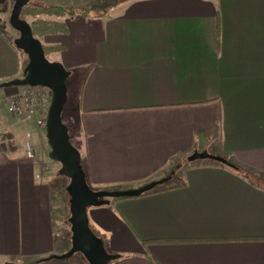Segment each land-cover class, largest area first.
Masks as SVG:
<instances>
[{
  "label": "crops",
  "instance_id": "1",
  "mask_svg": "<svg viewBox=\"0 0 264 264\" xmlns=\"http://www.w3.org/2000/svg\"><path fill=\"white\" fill-rule=\"evenodd\" d=\"M108 6L100 17L54 18L65 29L38 39L70 72L61 119L91 189H136L175 172L179 187L89 211L120 257L111 264H264V0ZM26 62L0 23V84ZM26 133L35 160L25 158ZM43 152L44 130L0 107V264L70 249L62 205L40 175ZM195 152L235 169L188 162ZM74 258L40 264H81Z\"/></svg>",
  "mask_w": 264,
  "mask_h": 264
},
{
  "label": "water",
  "instance_id": "2",
  "mask_svg": "<svg viewBox=\"0 0 264 264\" xmlns=\"http://www.w3.org/2000/svg\"><path fill=\"white\" fill-rule=\"evenodd\" d=\"M30 0H13L8 23L18 37L12 42L15 49L27 58L21 79H13L0 84V89L45 87L52 92V99L46 114L45 139L49 148L48 158L60 165L58 176L68 180L65 192L69 198L67 223L70 229V249L63 255L50 256L44 261H63L80 255L87 264H111L119 259L118 255L108 254L101 238L89 227L88 209L109 206L111 201L140 197L155 188L171 181L174 171L159 181L151 182L136 189L94 191L87 183L86 174L81 165V155L72 146L67 127L61 116L66 104V81L70 72L57 62H50L30 25L21 20L20 13ZM211 160L232 167L224 159L206 152L193 153L188 162ZM13 264V263H5Z\"/></svg>",
  "mask_w": 264,
  "mask_h": 264
},
{
  "label": "trees",
  "instance_id": "3",
  "mask_svg": "<svg viewBox=\"0 0 264 264\" xmlns=\"http://www.w3.org/2000/svg\"><path fill=\"white\" fill-rule=\"evenodd\" d=\"M96 8L99 10L98 14H93V12L96 13ZM109 10L108 2L107 0H72L70 6L68 8H62V7H56V6H50V7H42L40 4H33L30 0L29 3L23 7L20 13L21 20L27 22L32 30L33 36L38 39L41 36H44L45 34H52L55 33L58 29H65L64 24L54 22L53 20L48 19H40V16H46V17H54V18H73L75 16H96L100 17L103 15H106ZM28 18L31 19V22H28ZM53 18V19H54ZM39 40V39H38ZM44 49V48H43ZM45 52V51H44ZM231 169H235L233 166L229 167ZM171 182H168V184L159 186L155 188L154 190L142 195H150L153 193L163 192L167 191L179 186H173L171 185ZM123 200V199H118ZM117 201V200H114ZM92 231V230H91ZM97 237L101 238L98 234H96L94 231H92ZM120 258V257H119ZM45 261H39L37 264L43 263Z\"/></svg>",
  "mask_w": 264,
  "mask_h": 264
},
{
  "label": "rangeland",
  "instance_id": "4",
  "mask_svg": "<svg viewBox=\"0 0 264 264\" xmlns=\"http://www.w3.org/2000/svg\"><path fill=\"white\" fill-rule=\"evenodd\" d=\"M31 1L33 4H35L34 0H31ZM109 1L113 2L114 0H107V2H109ZM1 3L4 5V7L2 8V12L0 15V19H1L0 23H1L2 27L4 28L7 36L10 37L12 42H13L18 37V34L14 30H12V28L9 26V23H8L10 11H11V8L13 5V0H2ZM65 8H68V7H65ZM95 11H96V13L93 12V14L100 13V12H98L99 10H97V8ZM110 11L111 10H109V12ZM39 18L44 19V20L45 19L52 20L54 17L50 18V17H46V16H40ZM59 18H61V17H59ZM27 20H28V22H31L30 18H28ZM19 55L23 59L26 57L21 52H19ZM47 59H48V57H47ZM48 60L51 62L52 58L50 57ZM26 64H27V62H26ZM21 78H22V72H20L19 75L15 79H21ZM20 90H21V88H6V89L3 88V89H0V94L3 93V94H1L2 96L0 97V99L1 98H8L7 94H11V93L14 94ZM6 91H7V93H6ZM4 93L6 94V96H4L5 95ZM0 107L5 108L6 106H5V104H3V105L1 104ZM30 142H31L32 148L34 150H36L34 147V142L32 139H30ZM48 154H49V148H48V145H47V142L45 139V130H44V152L42 153L41 160H42V164H43L42 166L45 168V170H44V173L41 171L40 175H48V177H50V179H51L50 185H51V188H53V192H54L55 197L57 199L56 201L58 203H60V205H62L61 211H60L61 227H63V229L68 231V236H69V238H71L69 225L67 223V220L69 218V212H68V200H69V198L65 192V188L68 184V180L63 178V177L58 176V171H59L60 165L58 163L51 161L48 158ZM35 156H37L36 151H35ZM206 162L207 163H215L214 161H211V160H206ZM90 210L91 209H88L87 216H88ZM73 257H75L74 259H79L81 264H87L85 262V260L80 255H75Z\"/></svg>",
  "mask_w": 264,
  "mask_h": 264
},
{
  "label": "built area",
  "instance_id": "5",
  "mask_svg": "<svg viewBox=\"0 0 264 264\" xmlns=\"http://www.w3.org/2000/svg\"><path fill=\"white\" fill-rule=\"evenodd\" d=\"M52 99V92L45 87H26L14 96L1 98L0 105L5 104L6 111L19 124L35 122L39 129L45 130V121ZM25 158L35 160V151L31 146L30 134L26 133L24 141ZM45 168L41 165L40 172Z\"/></svg>",
  "mask_w": 264,
  "mask_h": 264
}]
</instances>
